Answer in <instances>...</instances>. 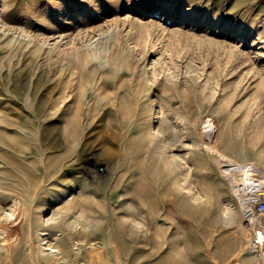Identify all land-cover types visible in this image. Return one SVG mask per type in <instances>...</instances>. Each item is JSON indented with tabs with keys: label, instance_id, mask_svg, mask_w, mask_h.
Masks as SVG:
<instances>
[{
	"label": "rangeland",
	"instance_id": "rangeland-1",
	"mask_svg": "<svg viewBox=\"0 0 264 264\" xmlns=\"http://www.w3.org/2000/svg\"><path fill=\"white\" fill-rule=\"evenodd\" d=\"M208 117L264 180V0H0V264H264Z\"/></svg>",
	"mask_w": 264,
	"mask_h": 264
},
{
	"label": "bare ground",
	"instance_id": "bare-ground-1",
	"mask_svg": "<svg viewBox=\"0 0 264 264\" xmlns=\"http://www.w3.org/2000/svg\"><path fill=\"white\" fill-rule=\"evenodd\" d=\"M70 122H72V121H70ZM212 124H214L213 118L212 117H208V118L205 119V121H204V123L202 125V129L204 130L205 138L207 140L206 143H205V147L207 148L208 151H210L212 154L218 156L222 161L225 162L226 167H228L227 171H229V174L231 175L232 181H234V187H236L235 189H236V191H238V195L240 196V199H241L242 196L244 195L243 191H242V186L244 184L254 180V173H253L254 172V163L251 160L247 161L246 159H242L243 158L242 156L238 157L240 155H237V156L236 155H231V154L227 153L224 149H222L215 141V130L211 129V125ZM69 126L71 127L70 129H69ZM77 126H79V125H77ZM49 128H51V127H49ZM66 128H67V130H72V124L68 125V127H66ZM47 129H48V127H47ZM63 129H65V128H63ZM74 130H75V128H74ZM75 133H77V132H75ZM67 134H65V135L67 136ZM65 138H67V137H65ZM67 140H70V138L67 139ZM67 142H69V141H67ZM57 143L58 142H56V145H57ZM65 144H66V142H65ZM58 163H59V161H58ZM53 167H54V165L52 166V168ZM46 169L48 170L47 166H46ZM50 169H51V166H50ZM50 169L48 171H50ZM61 180H62V178H61ZM249 239H251V238H249ZM259 241H261V245L263 246L262 249H264V233H263V231H260V230L258 232V239L256 241L252 240V244L255 245V246H258V244H254V243H258ZM252 244H251V247H252ZM262 254H263V251H262ZM259 256H260V254H259ZM92 257H93V255H92ZM94 258H95V261H96L97 264H106V260H105V258L103 257V255L100 252H96L95 255H94Z\"/></svg>",
	"mask_w": 264,
	"mask_h": 264
},
{
	"label": "built area",
	"instance_id": "built-area-1",
	"mask_svg": "<svg viewBox=\"0 0 264 264\" xmlns=\"http://www.w3.org/2000/svg\"><path fill=\"white\" fill-rule=\"evenodd\" d=\"M242 218L253 227V241L258 239L260 216H264V180L254 179L242 186ZM261 245V241L254 243Z\"/></svg>",
	"mask_w": 264,
	"mask_h": 264
}]
</instances>
